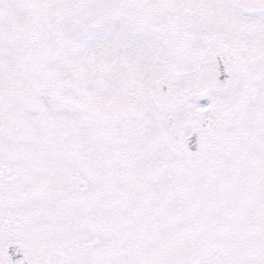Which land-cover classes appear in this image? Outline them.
<instances>
[{
	"label": "rangeland",
	"instance_id": "374dc122",
	"mask_svg": "<svg viewBox=\"0 0 264 264\" xmlns=\"http://www.w3.org/2000/svg\"><path fill=\"white\" fill-rule=\"evenodd\" d=\"M0 171L42 259L264 264V0H0Z\"/></svg>",
	"mask_w": 264,
	"mask_h": 264
},
{
	"label": "flooded vegetation",
	"instance_id": "af4514ba",
	"mask_svg": "<svg viewBox=\"0 0 264 264\" xmlns=\"http://www.w3.org/2000/svg\"><path fill=\"white\" fill-rule=\"evenodd\" d=\"M4 224V231L2 230V237L0 240V264H88L87 260L90 259L89 252L78 251L75 252V248L71 247L69 253L60 252L58 255H45V258L42 259L41 256V247L28 246L22 236L17 235L16 233H10V227H22L20 223H8L7 221ZM14 230V229H13ZM13 235H16L13 237ZM13 237V238H11ZM24 237V236H23ZM11 242H14L17 245H10ZM98 243V240L96 241ZM38 244V243H37ZM30 247V248H29ZM60 244L58 245V249ZM79 247H76V250ZM82 249H85L83 247ZM77 256V261L75 263L70 262L73 259V256ZM93 259V258H92ZM102 260V259H100ZM99 260L98 264H101Z\"/></svg>",
	"mask_w": 264,
	"mask_h": 264
},
{
	"label": "water",
	"instance_id": "95a60500",
	"mask_svg": "<svg viewBox=\"0 0 264 264\" xmlns=\"http://www.w3.org/2000/svg\"><path fill=\"white\" fill-rule=\"evenodd\" d=\"M191 151H196L199 148V143L196 134L193 132L192 136L188 139Z\"/></svg>",
	"mask_w": 264,
	"mask_h": 264
}]
</instances>
